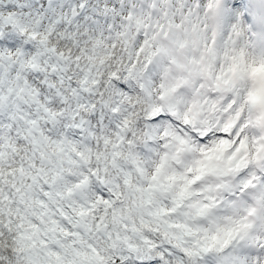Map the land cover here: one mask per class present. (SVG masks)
Instances as JSON below:
<instances>
[{"label": "snow or ice", "instance_id": "1", "mask_svg": "<svg viewBox=\"0 0 264 264\" xmlns=\"http://www.w3.org/2000/svg\"><path fill=\"white\" fill-rule=\"evenodd\" d=\"M0 264H264V0H0Z\"/></svg>", "mask_w": 264, "mask_h": 264}]
</instances>
